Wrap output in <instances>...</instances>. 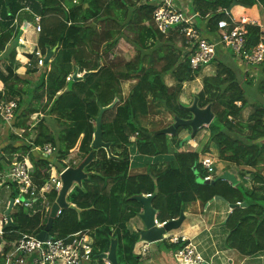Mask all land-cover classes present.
Segmentation results:
<instances>
[{"label": "trees", "instance_id": "trees-1", "mask_svg": "<svg viewBox=\"0 0 264 264\" xmlns=\"http://www.w3.org/2000/svg\"><path fill=\"white\" fill-rule=\"evenodd\" d=\"M231 2L190 0L189 13L196 14V28L202 31L205 39L218 40L225 30L219 25L221 20L234 25L225 13ZM236 3L241 6L232 7L238 8L237 11L231 8L233 18L247 16L250 19V13L256 18L252 7L256 4L264 9V0H236ZM1 5L0 55L3 61L0 86L3 88L0 101H17L11 126L25 131L22 138L9 131L11 126L3 125L5 132L7 130L3 136L7 137V142L0 145V170L14 159L22 160L26 156L32 164L34 183L42 186L50 165L60 170L69 155L73 154L74 158L78 153L84 159L92 151L100 108L117 99L103 111L101 123V138L110 143L113 156L108 157L103 148L93 151L92 160L85 166L92 168L89 175L79 186L71 188L67 200L81 211L61 208L53 220L51 235L65 237L90 231L94 240L91 258L86 264H106L99 255L109 250L112 240L116 242L118 264H137L139 256L133 248L139 241V232L130 228L129 222L138 216L142 206L133 197L153 194L157 188L151 205L157 211L159 222L177 218L188 203L198 200L204 204L216 195L228 204L246 202L243 207H234L226 217L224 226L228 233L224 245L244 256L264 251V107L255 105L247 119L241 120L240 114L248 104L243 85L250 81L243 79L246 73L233 69L222 59L224 52L230 53L228 47L217 46V54L211 60L217 61L216 71L202 77V86L195 94L198 107L210 105L214 114L205 127L208 136L200 153L213 146L218 159L254 169L250 171L251 178L258 186L232 184L217 176L212 179L214 182L203 183L206 170L199 163L200 153L179 150L184 145L180 144L179 133L189 127L180 126L168 137L155 133L160 128L149 130L140 124V117L147 116L151 110L159 114L162 108L172 117L190 118V113L180 107V95L183 84L194 80L203 67H190V56L195 48L189 47L177 31L171 30L165 35L154 26V4H138L134 0H0ZM25 7L40 16L41 29L36 47L44 54L47 48H55L38 84L26 76L35 72L36 67L26 69V75L16 72L19 64L15 58V39L20 29L12 24ZM261 18L264 23V16ZM244 27L247 46L257 44L262 35L264 38L259 24L248 22ZM120 40L126 41L134 50L127 59L113 54ZM75 69L89 73L80 80H66ZM165 74L171 76V85L165 83ZM126 81L134 82L123 97L122 84ZM258 88L259 99L264 101L261 96L262 91L264 93L263 78ZM35 113L43 115L34 126V138L28 140L27 122ZM109 113L112 116L106 119ZM51 116L59 125L56 132L50 129L47 117ZM131 136H134L133 140H130ZM45 143L55 147L52 155L44 156L36 149ZM131 151L135 153V160L130 159ZM157 155L170 157L160 161L164 163L157 167L148 161ZM143 158L147 163L145 169L130 174L129 167L136 166ZM14 192L10 193V198L15 197ZM55 195L52 192L50 197L54 199ZM7 205L8 202L5 209ZM27 210L13 205L9 213L11 224L3 225L5 233L0 235V240L13 241L22 235H36L44 228L47 218ZM158 242L172 251L187 244V240L170 242L163 239ZM5 248L7 250L8 246Z\"/></svg>", "mask_w": 264, "mask_h": 264}, {"label": "built area", "instance_id": "built-area-1", "mask_svg": "<svg viewBox=\"0 0 264 264\" xmlns=\"http://www.w3.org/2000/svg\"><path fill=\"white\" fill-rule=\"evenodd\" d=\"M72 1L76 2V0ZM134 1L138 4L147 2L154 4L156 6L152 15L154 26L163 34L171 30L177 31L189 47L195 48L189 61L192 69L208 64L217 54L218 45L228 47L235 57L248 65H257L264 61L263 35L260 36L257 44L246 45L244 27V24L247 23L246 20L238 22L233 17H230L231 22L234 24L233 26H230L228 21L221 20L219 25L225 30L221 32L217 41H209L196 28V15L183 11L173 0ZM25 9L28 8L26 7ZM33 18L35 21L34 30L38 33L41 29L39 25L40 16L33 14ZM13 24H16L15 18L13 19ZM262 31L264 32L263 27ZM18 40L20 41V39ZM30 54L36 59L37 66H45V54L36 47V44ZM26 64L31 65L30 59L26 61ZM72 74L73 72L68 74L66 80L73 78ZM16 108L17 101L15 99L0 101V123L10 127ZM36 149L44 156L52 155L55 151V147L51 143H45L36 147ZM71 155L68 157L73 159ZM64 162L66 165L60 170L50 165L46 181L42 186L38 187L32 178L33 169L29 158L25 156L22 160L15 159L4 170H0V189L5 187L10 190V193L13 191L17 192L18 196L12 197L13 205L27 208L32 214L39 212L43 217H46L62 187L61 173L66 168L73 167L67 163L68 160L65 159ZM199 163L206 170V175L202 180H212L214 178V158L209 155H202L199 158ZM52 192L56 193L54 199L50 197ZM34 193H37V195L34 196ZM40 197L42 200H39ZM46 198L51 199L52 202L48 204L45 201ZM38 201L42 208H33V204ZM60 211L61 208L57 210L56 216L59 215ZM166 222H159L154 218L156 226H163ZM3 225H8L7 220L5 216H0V235L5 233ZM165 236L167 238V235ZM168 240L170 242H178L185 239L183 236H169ZM6 246H8L7 250ZM92 246L93 238L90 231H79L65 237H56L49 234V237L43 241L37 239L36 235H22L13 241L2 238L0 240L1 264H86L91 258ZM145 249L143 247L144 251ZM171 256L175 264H201L205 262L196 247L191 243L173 250ZM104 262L109 264L105 259Z\"/></svg>", "mask_w": 264, "mask_h": 264}, {"label": "crops", "instance_id": "crops-1", "mask_svg": "<svg viewBox=\"0 0 264 264\" xmlns=\"http://www.w3.org/2000/svg\"><path fill=\"white\" fill-rule=\"evenodd\" d=\"M173 2L179 7H181L182 5H184L185 7H189L190 4V0H173ZM85 6H87V4H85ZM237 6L240 7L241 5H235V7ZM252 7L255 8V5H253ZM25 8L19 11V13L15 16L16 24H12L17 29H20V33L15 39L17 42L16 53H18L17 54V62L19 64L18 69H24V72L22 71L21 73L16 71L20 75H26L25 73L26 69H32L35 67L32 66V60L34 56H30V52L34 49L38 37V33H36L34 30L35 24L27 25L28 27L26 26L24 28V26L21 23L22 19L27 20L26 16L21 17L22 12H27V14L29 13L31 15L32 14L36 15V13H33L30 8L28 7H27L28 9ZM237 10L238 8H236L235 11ZM91 25L92 26L94 25L93 27H95V24H91ZM18 39H20V41ZM9 44H11V42H9L7 45L9 46ZM230 53L224 52V56H222V59L224 61H228V63L232 65L233 69L241 70V72L244 73V71L247 70L248 68H245L242 65V61H240L232 53L231 54ZM28 59H30L31 65L26 64V61ZM2 61H3V56L0 55V62ZM240 62L241 64H239ZM214 63L215 61L203 66V68L206 67L207 71H213ZM32 73L36 75L39 74L38 68L35 72ZM30 74L31 73L26 75L29 79H31L29 76ZM208 74H210V72H207L206 75ZM243 79L246 78L243 77ZM192 87L196 88L198 86H191V88ZM2 88L3 87L0 86V90ZM200 88L198 89V91L200 90ZM246 108H251V106L248 105L246 106ZM151 111L153 112V110ZM206 134L208 136L207 131ZM185 135L182 137H185ZM207 136L205 137L204 142H202L203 145L207 141ZM133 139L134 137L131 136L130 140ZM2 144L4 145L3 142H0V145ZM198 144L200 143L198 142L197 137H195L194 135V137L191 138V141H189V145L186 146L187 148H185V146L183 145L179 150L194 151L195 146L196 145L198 146ZM210 150H212L211 147ZM134 156L135 153L131 151V157ZM156 159L157 157H151L149 163L152 164L155 163L157 167L160 166L162 163H164V162L156 161ZM151 160H153V162H151ZM140 162L138 161L139 164H137L136 166L131 165L129 167L130 174L140 173L145 169L144 166H146L147 163H145L146 161L144 160V158ZM252 170L254 169H248L247 167L244 166H237L233 163L223 162V165L220 167V172H217L215 170V176H219L224 172H228L233 176V179L236 182V184L241 183L245 187L258 186L259 184L254 183L253 180H251L252 174L250 173V171ZM231 210L232 209L230 208L229 204L226 201L215 199L214 197L204 204H202L198 200L188 203L184 206V210H183L184 220L182 221V223L178 228L173 229L166 233L167 238L169 236H183L188 243H191L196 247L197 251L205 261L204 264H264V251H260L254 255L244 256L239 254L237 251L233 249H229L225 247L224 240L228 233V230L224 226V221L226 220V217L231 212ZM0 216H5V215L3 213L0 214ZM129 227L132 228L133 230L139 231L143 229V224L140 218H138L137 216L130 220ZM143 247L146 248L145 251L143 250ZM133 252L139 256V260L137 264H175L171 256L172 250L163 248L161 245H159L158 241L149 243L139 238V241H137L134 245Z\"/></svg>", "mask_w": 264, "mask_h": 264}, {"label": "rangeland", "instance_id": "rangeland-1", "mask_svg": "<svg viewBox=\"0 0 264 264\" xmlns=\"http://www.w3.org/2000/svg\"><path fill=\"white\" fill-rule=\"evenodd\" d=\"M181 9L183 11H185V12H189L190 11V4H189V7H185L184 5H182ZM254 9H255V12H256V18L251 17L252 15L250 13V15L248 14L250 19L247 16L245 17L246 22L253 23V24L260 22L261 26L263 27L264 23L262 22L263 20H262L261 16H264V15H262L263 12H264V9H263V7H261L258 4L255 5ZM234 11H235V9H234ZM2 13H3V9H2V5H1L0 6V14H2ZM190 14H195V13H190ZM245 14H247V13H245ZM23 16L27 17V20L26 19L25 20L24 19L21 20V23L24 26V28L27 25H31V24L34 25L35 24V21H34V18H33V14L31 15L29 13L27 14V12H22L21 13V17H23ZM239 18H240V20L242 22L244 21V18H242L240 16L235 17V20H239ZM247 18H248V20H247ZM28 22H30V23H28ZM21 28H23V27H21ZM199 32L202 34L201 30H199ZM167 34H169V32L166 33L165 35H167ZM17 54L18 53H16V56H15L16 60H17ZM113 54L115 56L127 59L131 55L134 54V50H133L132 46L130 44H128L126 41L120 40L119 43L114 48ZM113 54L110 56V58L113 57ZM210 63H212V62H210ZM1 64H2V62H0V66H2ZM239 64H241V62ZM242 65L245 68H248L247 70L244 71V73H246V75L244 74V77L247 78L246 82L250 81L249 84L243 85V88L245 89L246 94H247L246 98H247L248 104L246 106H248V105L251 106V108L244 107L242 112H241V114H240L241 120L245 121L247 119L248 115L250 114V112L253 111V107L255 105H259V106H263L264 107V101L259 99L260 90L258 88V83H259L260 79H262V78L264 79V66L262 64L248 65V64H246L244 62H242ZM32 66H35V67L38 68L39 74L36 75V74H33V73L30 72L31 73L29 75L30 78H31L30 80L32 82H35V84H38L40 82V80H41L42 73L44 71V67L37 66L35 58H33V60H32ZM213 66H214V70L213 71H207L206 67L205 68L202 67L200 75H198L193 81L185 82V84H183V90H182V93H181V96H180V101L182 100L181 102H182V104L184 106H188V105L192 104V101L194 99L195 94L198 92V89L200 88V86H202V77L206 76L207 72H210V74H208V75H211V74L215 73L216 68H217V61H215ZM16 71L21 73L22 71L24 72V69H18L17 68ZM79 73L83 74V72H79ZM164 80H165V83L167 85H171L173 83V80H172V78H171V76L169 74H165L164 75ZM133 82L134 81H126V82H124L122 84V94H123L122 96L123 97H125L126 94L129 92V89L131 88ZM199 84H201V85H199ZM31 85H34V83H31ZM191 86H198V87H196V88L192 87L191 88ZM261 96L263 97V100H264L263 91L261 93ZM43 101H44V99H42V102ZM42 115L43 114L35 113V114H32L29 117L28 122H27V124L29 125V130H28L29 135L27 136L26 139L30 140V138L31 139L34 138V133H35L34 126H35L36 122L42 117ZM111 116H112V113H109L107 115L106 119L110 118ZM16 117H18V116H16ZM16 117H15V122L17 121ZM47 119H49L50 129L53 132H56V129L59 128V125H58L57 121L52 116L51 117H47ZM15 122H14V124H15ZM139 122H140L141 125L147 127L149 130H152V129L166 127V126L172 124L173 123V117L171 115H169L162 108V110L159 112V114H154L151 111V113H149L147 116L140 117ZM10 129H11V130H9L10 132H14L15 134H17L18 136H21V137L24 136L23 132L25 130L23 128H16L15 126L13 128L11 126ZM198 130L199 131L198 132L196 131L197 133H195L196 134L195 137H197V140H198V142L200 144H198V146L197 145L195 146L194 151H197L198 153H200L202 145H203L202 142H204L205 137L207 136V134H206L207 130L205 131V127H202L201 129H198ZM190 133H191V129L190 128H187V130H182L179 133V138H181V140H182V138H186V136L190 135ZM4 134H7V130L5 132V127H3V124L0 123V142H3L5 144L7 142V137L5 139V137H3ZM166 135L168 137L171 136L170 134H166ZM184 135H185V137H182ZM193 137H191V138H193ZM191 138H189V139L186 138L185 141L181 143V145L184 143L185 148H187L186 146L189 145V141H191ZM1 146H3V144ZM211 148H212V150H210V147H209V150L207 152L202 153V154L203 155H209L210 157L214 158V163L215 164H214L213 168H214V174H215V170L217 172H220V167L223 165L224 161L218 159L216 149L213 146H211ZM92 151H94L93 148H92ZM38 152H40V151H38ZM71 156H73V155H71ZM93 156H94V152H93ZM156 157H157L156 161H163L164 159L169 158L170 156L157 155ZM73 159H71L69 157L66 158V160H68L67 163H69L73 167L78 166L83 161L82 156L80 154H78V153H75V156H74ZM130 159L135 160V157H131V154H130ZM148 159H149L148 161L150 162V158H148ZM151 162H153V160H151ZM91 169L84 167V173L86 175H89ZM2 170H4V169H2ZM91 172H94V171H91ZM79 185H77V186H79ZM14 193H15L14 194L15 197L18 196L17 192H14ZM36 195H37V193H34V196H36ZM69 195L70 194L68 192V194L66 196V201L69 199ZM9 199H10V190L6 189L4 187L3 189L0 190V214L4 213L5 204H6V202ZM39 200H42V198L40 197ZM45 201L48 202V204H50L52 202V200L49 199V198H46ZM33 208H36V209H41L42 208L41 205L39 204V201L33 204ZM27 211L29 212L30 210H27ZM48 214H49V212H48ZM48 214H47V216H48ZM47 216L45 218H47ZM159 245H161L163 248H166V246L164 244H162L161 242H159Z\"/></svg>", "mask_w": 264, "mask_h": 264}, {"label": "water", "instance_id": "water-1", "mask_svg": "<svg viewBox=\"0 0 264 264\" xmlns=\"http://www.w3.org/2000/svg\"><path fill=\"white\" fill-rule=\"evenodd\" d=\"M4 1L6 2V0ZM236 4H237L236 0H232L231 4L226 8L225 12L231 15V8L235 6ZM54 50L55 48L53 49L47 48L45 56H44L45 65L51 61ZM88 73L89 72L84 71L82 76H77V70H75L72 74L73 80H80L82 77H84ZM116 101L117 99H114L113 102L109 104L108 106L100 108L99 114L96 117V127L93 133V140L91 143V146L94 150L98 148H103L105 152L107 153V156L109 157L112 156L111 151H110V143L103 141L101 138L102 113L105 109L110 108ZM180 107L190 113V118L182 119L178 117H173L172 124L156 130L155 133L174 135L178 127L187 126L191 129L190 135L186 136V138L189 139L195 135L198 129L202 127H206L212 121L213 116H214L210 105H207L205 108L198 107L196 96H194V99L191 105L184 106L183 104H180ZM186 138H182L180 144L184 142ZM92 158H93V151H91L78 166L68 167L61 173L62 187L59 193L57 194L56 199L53 201L50 207V211L47 216L44 228L36 234L37 239L43 241L49 237V232L52 228L53 220L56 217V213L59 208L68 207L78 212L81 211V209L78 208L76 205L67 202L66 196L73 186L81 184V181L87 177V175L84 173V167L88 163H90ZM217 178L228 180L232 184H236V182L233 179V176L228 172H224L223 174L217 176ZM202 182L212 183L214 182V180H210V181L202 180ZM156 192H157V188H155V191L153 194L138 195V196L133 197L134 199L138 200L142 206L141 212L138 214V218H140L143 224V229L138 231L139 238L149 243L163 240V234L173 229L178 228L180 224L182 223V221L184 220L183 211H181L179 216L176 219L167 221L165 224H163V226H156L154 224V218L157 215V211L151 205L152 198ZM214 198L225 201L221 196H218V195L214 196ZM245 205H247L246 202L229 204L231 209H233L234 207H238V206L243 207ZM12 207H13V199L10 198L8 201V205L4 211V215L7 220L8 225L11 224L9 213ZM99 257L102 258L103 260L104 259L107 260L109 264H118L115 240L111 241L108 252L101 253ZM201 264H204V263H201Z\"/></svg>", "mask_w": 264, "mask_h": 264}, {"label": "clouds", "instance_id": "clouds-1", "mask_svg": "<svg viewBox=\"0 0 264 264\" xmlns=\"http://www.w3.org/2000/svg\"><path fill=\"white\" fill-rule=\"evenodd\" d=\"M236 5H237V4H236ZM225 13H226V12H225ZM226 14H227V13H226ZM228 15H229V14H228ZM229 16H230V17H233L232 14L229 15ZM195 18H196V16H195ZM233 19L235 20V18H233ZM235 21H238V22H239V21H240V18H239V20H235ZM247 23H248V22H247ZM256 24H259L260 27H261V29H262V26H261L260 22H258V23H256ZM231 53H232V52H231ZM236 58H237V57H236ZM238 59H239V58H238ZM239 60H240V59H239ZM241 61H242V60H241ZM242 62H243V61H242ZM209 63H210V62H209ZM209 63H208V64H209ZM262 63H263V62H262ZM262 63H261V64H262ZM206 65H207V64H206ZM204 66H205V65H204ZM36 68H37V67H36ZM74 71H75V70H74ZM74 71H73V72H74ZM78 73H79V72H78V70H77V74H78ZM72 79H73V78H72ZM200 129H201V128H200ZM202 155H203V154L200 153L199 158H200ZM214 176H215V174H214ZM155 218H156V216H155ZM174 219H176V218H174ZM171 220H172V219H171ZM168 221H169V220H168ZM165 235H166V233L163 234V239H167V240H168V238H166ZM107 252H108V251H107ZM107 252H105V253H107Z\"/></svg>", "mask_w": 264, "mask_h": 264}, {"label": "bare ground", "instance_id": "bare-ground-1", "mask_svg": "<svg viewBox=\"0 0 264 264\" xmlns=\"http://www.w3.org/2000/svg\"><path fill=\"white\" fill-rule=\"evenodd\" d=\"M244 20H246V19L244 18ZM77 76H82V74L79 73V74H77Z\"/></svg>", "mask_w": 264, "mask_h": 264}]
</instances>
